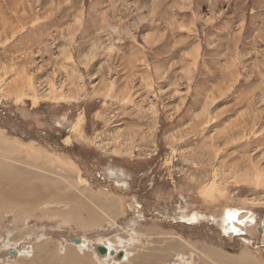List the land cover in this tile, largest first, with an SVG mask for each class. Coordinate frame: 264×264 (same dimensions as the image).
<instances>
[{"label":"rangeland","instance_id":"1","mask_svg":"<svg viewBox=\"0 0 264 264\" xmlns=\"http://www.w3.org/2000/svg\"><path fill=\"white\" fill-rule=\"evenodd\" d=\"M0 114V264H264V0H0Z\"/></svg>","mask_w":264,"mask_h":264},{"label":"bare ground","instance_id":"2","mask_svg":"<svg viewBox=\"0 0 264 264\" xmlns=\"http://www.w3.org/2000/svg\"><path fill=\"white\" fill-rule=\"evenodd\" d=\"M20 160V159H19ZM1 161H2V159H1ZM38 164V163H37ZM24 167V166H23ZM3 168H6L5 167V165H3V164H1L0 165V169H3ZM0 172H3V171H1L0 170ZM24 173V172H23ZM1 174V173H0ZM3 174L4 175H6L7 174V172H3ZM22 175V174H21ZM20 175V176H21ZM2 179V178H1ZM29 179V178H28ZM31 180V179H30ZM12 183V182H11ZM5 192L6 193H8V192H11V190H5ZM29 192V191H28ZM12 193H14V192H12ZM11 193V194H12ZM30 194H32V195H36V197L35 198H33L34 200H24V203L26 204V205H28L29 207L30 206H40V205H42V201H44L45 202V196L43 197V198H40V195H39V192L37 193V191H34V192H32V191H30ZM42 194H44V193H42ZM9 195V194H8ZM13 197V196H12ZM7 198H9V196H7V194L5 195V193H1L0 194V203L2 202L3 203V201H5V202H7ZM18 199V198H17ZM99 200V199H98ZM33 201V202H32ZM100 201V200H99ZM28 202H30V203H28ZM14 203V202H13ZM16 203V202H15ZM23 203V202H22ZM110 203V202H109ZM44 204V203H43ZM73 204V203H72ZM0 205H4V204H0ZM6 206V205H5ZM2 207V206H1ZM19 207L20 208H24V204H21V205H19ZM40 208V207H39ZM83 208V207H82ZM88 208V207H87ZM38 209V208H37ZM77 210V208L74 210V211H76ZM232 212V211H231ZM86 213V212H85ZM238 212L236 211V212H234V213H229L228 214V217L226 218V220H225V223H229V222H231V221H233L234 219H236V216H238ZM253 218L251 217V220H252ZM80 222V221H79ZM87 222H89V221H87ZM89 224V223H88ZM233 226V225H232ZM225 229H227L228 230V228H225ZM233 230V229H232ZM236 230V229H235ZM85 240H83V244L85 243L84 242ZM74 244V243H73ZM77 244V243H76ZM75 244V245H76ZM82 244V245H83ZM77 247V246H76ZM83 247V246H82ZM41 249H42V247H38V250L39 251H41ZM45 252V251H44ZM69 252V251H68ZM111 252H114L115 254L114 255H116L117 254V252H116V250H114V248H109V253H108V255L107 256H105L104 257V259H108V258H111V257H114L112 254H111ZM121 252H123L124 254H123V258L122 259H120V261H125L127 258H128V256L130 255V253H129V251L128 252H126V251H124V250H121L120 251V253ZM74 253V252H73ZM219 253V252H218ZM119 255V254H118ZM117 255V256H118ZM69 256V255H68ZM77 256V255H76ZM70 257V256H69ZM216 257V256H215ZM221 257V256H220ZM71 260L75 263V264H78L79 262H80V260L81 259H78L77 257H75L74 255H72L71 257ZM91 259H92V257H91ZM222 259V258H221ZM232 261H230V260ZM228 260H225L224 261V264H225V262H226V264H228V263H230L231 262V264L232 263H234L233 262V260L231 259V258H229ZM93 260V259H92ZM217 260V259H216ZM219 260V259H218ZM235 260V259H234ZM82 261V260H81ZM83 261H84V259H83ZM219 261H221V260H219ZM229 261V262H228ZM223 262V261H222ZM221 262V263H222ZM228 262V263H227ZM37 264V263H36ZM202 264V263H201ZM248 264V263H247ZM249 264H250V262H249Z\"/></svg>","mask_w":264,"mask_h":264},{"label":"crops","instance_id":"3","mask_svg":"<svg viewBox=\"0 0 264 264\" xmlns=\"http://www.w3.org/2000/svg\"><path fill=\"white\" fill-rule=\"evenodd\" d=\"M43 206V201H42V205H41V207ZM63 212H67V213H69V218H72L73 217V214H72V212H71V210L70 209H68V210H66V211H63ZM66 215V214H65ZM69 223H67V225H68ZM95 227V225L93 224L91 227H89V228H94ZM85 242V241H84ZM70 247H68L67 249H69ZM112 248V247H111ZM115 249V248H114ZM212 256V258H213V260H218V258H219V256L218 255H216V254H212L211 255ZM216 256V257H215ZM92 257L94 258L93 260H95V261H87V262H89V264H100L99 262H96V261H98L95 257H94V254L92 255ZM129 257H131V255H129ZM229 258H231L232 260H233V262L234 263H232V264H249V262H250V264H259L256 260H254L253 258H251V256H248V255H242V254H240V255H233L232 257H229ZM235 259V260H234ZM127 260H131L130 258L129 259H127ZM230 260V259H229ZM223 261H225V260H223ZM231 261V260H230ZM220 262H222V261H219V262H215L214 264H224V263H220ZM229 262V261H228ZM227 262V263H228ZM232 262V261H231ZM231 262L230 263H228V264H231ZM101 264H109V263H101ZM114 264H122V263H120V262H117V263H114ZM126 264H128V263H126ZM202 264H210V263H203L202 262ZM225 264H226V262H225Z\"/></svg>","mask_w":264,"mask_h":264},{"label":"water","instance_id":"4","mask_svg":"<svg viewBox=\"0 0 264 264\" xmlns=\"http://www.w3.org/2000/svg\"><path fill=\"white\" fill-rule=\"evenodd\" d=\"M83 238H84V236L82 235L81 237H75V238H73L72 241H73L74 243H77V244H80V243L82 244V242H83ZM26 247H27L26 244H22L21 249H26ZM96 251H97V253H98L101 257H105V256H107L108 253H109V249H108L106 246H104V245H99V246H97V247H96ZM15 254H17V256L19 255V253H18L17 250H16L14 253H12L13 256H15ZM111 254H112L113 256H117V255H114V254H115L114 252H111ZM123 254H124V253L121 252V253L117 256L118 260H120V259L123 258Z\"/></svg>","mask_w":264,"mask_h":264},{"label":"flooded vegetation","instance_id":"5","mask_svg":"<svg viewBox=\"0 0 264 264\" xmlns=\"http://www.w3.org/2000/svg\"><path fill=\"white\" fill-rule=\"evenodd\" d=\"M0 117L1 118H4L6 121L8 120V118H7V116L6 115H2V114H0ZM68 153H70V152H68ZM72 155H74L73 153H71ZM81 163V162H80ZM83 165V164H82Z\"/></svg>","mask_w":264,"mask_h":264}]
</instances>
